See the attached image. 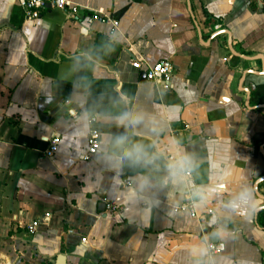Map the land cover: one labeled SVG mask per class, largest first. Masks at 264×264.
Instances as JSON below:
<instances>
[{
    "label": "crops",
    "instance_id": "obj_1",
    "mask_svg": "<svg viewBox=\"0 0 264 264\" xmlns=\"http://www.w3.org/2000/svg\"><path fill=\"white\" fill-rule=\"evenodd\" d=\"M69 1L0 0V264H264V0Z\"/></svg>",
    "mask_w": 264,
    "mask_h": 264
},
{
    "label": "built area",
    "instance_id": "obj_2",
    "mask_svg": "<svg viewBox=\"0 0 264 264\" xmlns=\"http://www.w3.org/2000/svg\"><path fill=\"white\" fill-rule=\"evenodd\" d=\"M18 4L23 8L25 16L34 20L40 16V10L46 6L53 8H59L67 11L70 15H76L82 7L77 4L70 2L69 0H17ZM95 19H101L105 22H110L112 24L111 33L117 28L118 22L111 20L105 16H99L98 12L92 15ZM133 67H139V61L134 60L131 62ZM145 77L147 80L154 82L156 84L162 85L164 87L170 86L173 77V66L168 59H162L154 64H151L145 72ZM89 131L86 139V147L83 151L79 153V158L83 161L90 160L93 155L97 152L100 142V132L97 128V114H93L89 117ZM59 137L53 136L49 140V145L45 149L44 154L46 157H52L58 149ZM185 175L190 176L189 172H185ZM126 185H131L129 180H126ZM187 199L185 202L175 207V210H188L192 216H196L194 208V200L192 197V189H187ZM105 207L109 211H116L118 208L114 202L105 199ZM48 216V214H46ZM38 221H32L27 225V230L30 234L35 233ZM224 243L222 242H207L208 255L219 253L224 250Z\"/></svg>",
    "mask_w": 264,
    "mask_h": 264
},
{
    "label": "clouds",
    "instance_id": "obj_3",
    "mask_svg": "<svg viewBox=\"0 0 264 264\" xmlns=\"http://www.w3.org/2000/svg\"><path fill=\"white\" fill-rule=\"evenodd\" d=\"M130 122H132V123H136V122H138V121L135 120V119H133V120H131ZM125 139H126L125 137L118 138L117 143H118V144H123L124 141H125ZM142 152H143V147H142L141 145H134L133 148H132L130 151L126 152V155H127V156H132L133 153H136V154L139 155V154H141ZM182 163H183V159H178L174 164L170 165V167H171V168H174V167H177V166L182 165Z\"/></svg>",
    "mask_w": 264,
    "mask_h": 264
},
{
    "label": "water",
    "instance_id": "obj_4",
    "mask_svg": "<svg viewBox=\"0 0 264 264\" xmlns=\"http://www.w3.org/2000/svg\"><path fill=\"white\" fill-rule=\"evenodd\" d=\"M229 47H230V49H231V52H232L233 54L236 55V53L234 52V50H233L232 47H231V42L229 43ZM239 55L242 56V57H244V58H248V57H246V56H244V55H241V54H239ZM248 59H250V58H248ZM262 147H264V146H262Z\"/></svg>",
    "mask_w": 264,
    "mask_h": 264
}]
</instances>
